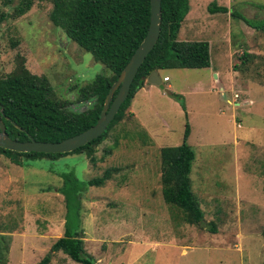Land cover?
I'll return each mask as SVG.
<instances>
[{
	"label": "rangeland",
	"instance_id": "obj_1",
	"mask_svg": "<svg viewBox=\"0 0 264 264\" xmlns=\"http://www.w3.org/2000/svg\"><path fill=\"white\" fill-rule=\"evenodd\" d=\"M187 1L176 39L206 42L209 67L158 71L162 90L147 84L134 93L125 117L96 148L94 164L72 154L19 167L0 155L5 264H36L62 235L59 174L71 171L82 183L113 166L128 168L120 171L125 180L119 172L102 187H86L77 203L83 249L95 264H264V86L255 73L264 71V33L230 15L261 19L264 0ZM16 4L0 0V76L22 61L47 78L58 100L84 109L69 89L107 72L51 25L48 0H32L17 18ZM212 4L227 12H209ZM243 51L263 59L245 68ZM186 124L191 191L203 213L197 225L162 201L159 185L158 150L178 146ZM49 264L76 263L55 252Z\"/></svg>",
	"mask_w": 264,
	"mask_h": 264
},
{
	"label": "trees",
	"instance_id": "obj_2",
	"mask_svg": "<svg viewBox=\"0 0 264 264\" xmlns=\"http://www.w3.org/2000/svg\"><path fill=\"white\" fill-rule=\"evenodd\" d=\"M15 0H1L10 5ZM51 8L48 20L59 29L66 39L79 50L88 53L94 62L103 66L107 74H97L84 85L72 86L69 91L76 95L75 103H86L84 109L71 110L68 101L58 100L45 76L29 73L24 62L19 61L15 70L0 76V122L9 139L24 142L31 137L37 142H59L92 126L101 110L103 99L110 85L141 42L148 26V0H48ZM32 0H17L13 8L15 18L25 14ZM209 12H227V8L212 4ZM188 11L187 0H160V27L156 42L144 57L130 84L126 99L105 131L86 145L65 154L15 153L0 148V155L10 163L22 167L34 160L54 161L65 155H84L90 164L96 162L95 150L106 139L109 131L124 117L129 101L141 89L150 72L164 69H204L209 67L208 45L199 41H178L179 27ZM247 27L264 33V17L247 19L237 12L230 14ZM254 54L243 51L239 65L248 67L255 60ZM255 71V69H254ZM264 86L263 73L255 72ZM115 94V93H114ZM132 117L131 113H127ZM188 125L184 126L182 141L178 146L161 147L159 156V185L162 201L181 214L187 225H197L203 213L192 191L189 173L194 153L186 143ZM134 136L132 135V139ZM137 140L141 137L138 135ZM117 139L114 138L113 147ZM142 139V143H143ZM110 149L104 150L107 155ZM128 170L125 166L107 167L100 175L80 182L71 172L59 174L61 184L56 192L62 197L63 232L49 248L48 253L36 264H49L51 255L60 252L76 264H95L83 249L82 229L78 214V202L86 187H102L113 176ZM122 183L126 174L120 172ZM49 191V188H47ZM211 233L214 229L209 228ZM264 239V230L261 231ZM9 237L0 234V264H5Z\"/></svg>",
	"mask_w": 264,
	"mask_h": 264
},
{
	"label": "water",
	"instance_id": "obj_3",
	"mask_svg": "<svg viewBox=\"0 0 264 264\" xmlns=\"http://www.w3.org/2000/svg\"><path fill=\"white\" fill-rule=\"evenodd\" d=\"M148 4L149 16L145 35L132 52L115 81L108 88L99 115L92 126L59 142H37L31 137H28L27 141L19 142L8 138L0 122V148L15 153L65 154L86 145L100 136L117 113L119 106L126 99L138 67L157 40L160 27V0H148ZM145 83L157 86L158 89L162 90L160 79L156 72H150L145 79Z\"/></svg>",
	"mask_w": 264,
	"mask_h": 264
},
{
	"label": "crops",
	"instance_id": "obj_4",
	"mask_svg": "<svg viewBox=\"0 0 264 264\" xmlns=\"http://www.w3.org/2000/svg\"><path fill=\"white\" fill-rule=\"evenodd\" d=\"M156 74L158 75L157 72H156ZM158 77H159V76H158ZM163 78H164V77H163ZM167 81H168V80H167ZM167 81H165V82H167ZM147 84H148V83H145V82H144V84H143V86L141 87V89H142V88H146V87H147ZM149 85H151V84H149ZM132 115H133V114H132Z\"/></svg>",
	"mask_w": 264,
	"mask_h": 264
},
{
	"label": "flooded vegetation",
	"instance_id": "obj_5",
	"mask_svg": "<svg viewBox=\"0 0 264 264\" xmlns=\"http://www.w3.org/2000/svg\"><path fill=\"white\" fill-rule=\"evenodd\" d=\"M85 104H88V103H86V101H85L84 103L81 104V106L84 107ZM70 106H71V105H70ZM81 106H80V108H81ZM69 108H70V107H69ZM81 110H82V109H81Z\"/></svg>",
	"mask_w": 264,
	"mask_h": 264
},
{
	"label": "built area",
	"instance_id": "obj_6",
	"mask_svg": "<svg viewBox=\"0 0 264 264\" xmlns=\"http://www.w3.org/2000/svg\"><path fill=\"white\" fill-rule=\"evenodd\" d=\"M162 81L163 82L167 81V78L166 77L162 78Z\"/></svg>",
	"mask_w": 264,
	"mask_h": 264
}]
</instances>
